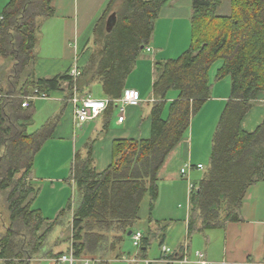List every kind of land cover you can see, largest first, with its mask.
<instances>
[{
  "label": "trees",
  "instance_id": "trees-1",
  "mask_svg": "<svg viewBox=\"0 0 264 264\" xmlns=\"http://www.w3.org/2000/svg\"><path fill=\"white\" fill-rule=\"evenodd\" d=\"M170 1L110 0L94 27L89 61L76 80L70 72L49 79L32 72L40 24L55 14L53 0H10L0 13V260L32 264L70 251L78 260L98 264L122 260L127 239L145 230L144 225L136 228L145 201L149 217L140 224L154 222L159 170L212 98L210 71L217 62L222 66L215 83L229 78L232 89L213 137L209 168L189 191L188 236L242 222L248 191L264 182V122L252 133L242 127L264 93V0H230L228 16L218 15L224 0H192L190 47L176 59L155 64L150 138L115 141L113 161L103 172L94 167L88 146L86 155H75L74 194L56 219L48 221L33 206L38 195L32 181L35 160L53 138L60 117L30 132L36 108L34 103L24 108L25 99L64 90L68 101L75 87L84 96L97 84L105 98H122L129 76L152 42L160 12ZM113 13L116 20L107 31ZM156 223L158 230L147 227L142 232L139 258L147 257L152 241L163 247L170 222ZM58 227L69 228V248L53 254L47 250L48 237Z\"/></svg>",
  "mask_w": 264,
  "mask_h": 264
},
{
  "label": "crops",
  "instance_id": "crops-1",
  "mask_svg": "<svg viewBox=\"0 0 264 264\" xmlns=\"http://www.w3.org/2000/svg\"><path fill=\"white\" fill-rule=\"evenodd\" d=\"M109 1L53 0L54 16L43 20L40 24L35 49L36 62L32 67L35 77L49 79L70 72L74 67L82 70L86 66L94 47V27ZM9 2L10 0H0V13ZM191 12L192 0H171L162 8L152 42L144 50L149 55L142 53L132 73L139 77L141 83L132 87L126 84V90H136L140 93L142 108L128 106L123 114L122 106L114 103L96 119L80 125L74 121L73 107L67 101V92L64 90L50 93L47 99L31 102L36 108L35 118H44L46 123L52 117H60L53 138L46 143L35 160L32 181L36 188L41 187L33 204L36 205V209L41 210L45 215L47 210L54 208L58 215L67 205L74 194L71 169L76 153L84 156L86 154L83 153L90 146L94 166L97 172H103L113 161L115 141L150 138L151 87L154 83L155 64L178 58L188 50L191 45ZM230 12L231 1L230 11L220 16H228ZM220 85L222 91L212 95L198 116V129L204 133L205 130L201 126H206L207 135L198 134L194 139L196 122L191 124L186 137L168 155L159 170L160 195L154 209V222L147 227L156 231L159 229L156 221L170 222L162 245L169 251L165 259L160 247L163 256L161 254L158 260H149L146 257V264H264V182L256 184L248 191L242 209V222L230 223L226 229L188 236L189 187L203 177L198 178L196 182L192 181V176L197 166L202 165L204 170V165L210 163L214 132L231 95L232 87L229 84L219 82L216 87ZM101 89L98 90L100 94ZM146 94L149 95V99H144ZM98 99L106 98L103 96ZM145 103L150 105L146 110L143 109ZM209 107L215 109L214 117L210 116V120H206L204 111L210 109ZM122 115L125 119L120 123L119 118ZM263 122L264 93H261L256 104L243 120L242 127L246 132L252 133ZM77 139L82 142L80 151L77 150ZM46 152L45 165H40L39 158ZM185 166L191 168L184 176L181 170ZM46 188L51 190L52 196L57 194V198H50L48 202L43 197ZM181 202L188 203L184 212L176 209V205ZM178 208L183 207L179 204ZM66 245L65 249V245L57 241L54 247L51 246L47 250L52 251L53 254L66 252L69 248V245ZM171 257L177 259L170 261ZM44 259L50 264H57L51 256ZM134 262L138 260L124 257L122 260H113L112 264Z\"/></svg>",
  "mask_w": 264,
  "mask_h": 264
},
{
  "label": "rangeland",
  "instance_id": "rangeland-1",
  "mask_svg": "<svg viewBox=\"0 0 264 264\" xmlns=\"http://www.w3.org/2000/svg\"><path fill=\"white\" fill-rule=\"evenodd\" d=\"M227 11H230V0H224L223 1V6L218 10V15H226ZM143 55L148 56L149 53H147L146 51H143ZM221 66H222V62H217L216 64L213 65V67H212V69L210 71L211 83H213V87H214V91L212 93L213 96L214 95H217L219 92L222 91V85H220L221 87L220 86L219 87H216L217 82L215 83V76L217 74L218 69ZM132 73H131V75L128 78L127 84L129 85V87L139 86V83H141V82H139V77H137L136 75H132ZM221 82H224L226 84H229V86L232 87V83H231V80L229 78H227V79H225V80H223ZM99 87H100V85H98V84L93 87L92 94H93V96L95 98H101V97L104 96L101 87L100 88ZM99 89H101V94L98 91ZM151 89H152V87H151ZM171 96L175 98L176 94L173 93ZM150 97H151V95H150ZM144 99H149V95L146 94V96L144 97ZM149 107H150V105L148 103H145L143 105V109H145V110L148 109ZM140 108H142V105L139 106V109ZM209 108L210 109H206V111H204V119H206V120H210V116H213L214 117L215 109L213 107H209ZM116 111H117L116 113H118V110L117 109H116ZM201 113H202V110L192 120V124L194 122H196V125L194 127V139H196L198 137V134H202V135L204 134L206 136L207 135V132H208V129H207L206 126H201L205 130L204 133L201 131V129H198V116ZM166 115H167V112H166ZM44 123H45V119L44 118L43 119L42 118H35L34 119V124L30 127V132H34V131L38 130L39 127L41 125H43ZM215 131H216V129H215ZM76 143H77V150L80 151L81 150V146H82V142L77 139L76 140ZM89 145H91V144H89ZM88 151L89 150L87 149L86 152H84L83 154H87ZM46 155H47V152L44 153L43 155H41V157L39 158L38 163L40 165H45ZM208 165H209V162H207V164L204 165V170H201L200 171V170H197L196 169L194 171V173H193V176H192L193 179H192V181H196L197 182L198 178H200V177H202L204 175V173H205ZM94 167H96V166H94ZM187 171H189V169H187ZM46 175H48V174H46ZM37 189L40 192L41 187L38 186ZM50 191L51 190L49 188H46V190L43 193V197L48 202H50V198H53V199H56L57 198V194L55 196H52V194H50ZM179 204H181V206L183 208H180L179 209L178 208V205ZM179 204L176 205V209L178 211H180V212H184L186 210V206L188 205V203L187 202H181ZM34 207L36 208V205ZM64 208H65V206H64ZM142 208L143 209H142V212H141V219H140L141 221H143L145 219L147 220L148 217H149L148 201H145V203H144V205H143ZM153 216H155L154 213H153ZM44 217L47 218L48 221H54L56 219V217H57V214L55 213L54 208H50L49 210H47V212L44 215ZM141 221H140V223H141ZM140 223L138 224V226L136 228L144 225V229L146 230L147 225L146 224H140ZM68 229L69 228H67V227H64V228H59V227L58 228H55L54 231L48 237V239H49V246H48V248L51 247V246L54 247L55 244H56V242H57V240H59V239H61V237H63L62 240L64 241V243H62L61 245H65L64 248L66 249V247H67L66 244L67 243H65V242L67 240V237L70 236V231ZM195 236H197V235H195ZM123 251L125 252V254H126L125 257L127 259H131V260H137L138 259V262H134L133 264H146L145 263V259L146 258H139L138 257V255H139L138 249L133 245V241H132L131 237H129V239H127V242H126V244L124 246ZM161 254H162V251H161L160 246H159V241L158 240L152 241V243H151V245L148 248L147 253H146L147 259H149V260H158V259H160ZM162 256H163V254H162ZM40 258H42V255L40 256ZM0 264H15V263L5 262V261L0 260ZM32 264H50V262H48L45 259H39V260L34 261ZM114 264H116V263H114ZM117 264H128V263H117ZM154 264H158V263H154Z\"/></svg>",
  "mask_w": 264,
  "mask_h": 264
},
{
  "label": "built area",
  "instance_id": "built-area-1",
  "mask_svg": "<svg viewBox=\"0 0 264 264\" xmlns=\"http://www.w3.org/2000/svg\"><path fill=\"white\" fill-rule=\"evenodd\" d=\"M148 51L150 49L148 48ZM71 77L76 80L79 78L81 75V70L78 67H74L70 71ZM67 85V84H66ZM48 95L47 94H40V95H33L30 97H27L23 103V107L27 108L32 101H35L37 99H47ZM68 102L72 105L73 107V118L74 121L77 124H85L86 122L92 121L99 117L109 106L110 104H119L121 107V112L124 114L125 109L128 106L132 107H138L141 105V96L140 93L136 90H126L124 92V95L122 98L118 100H111V99H98L95 98L92 94H87L84 96H81L78 94L76 87L74 89V93L71 98H69ZM124 115H122L119 118V122L123 123L124 122ZM190 166H185L182 170L181 173L182 175H186L187 169H190ZM198 170H202L203 166L199 165L197 166ZM190 192H192L195 187L193 184H190ZM142 239H143V234L140 231H137L133 233L132 235V241L133 245L136 248H140L142 244ZM162 251L164 254V258H167L168 254V248L163 246ZM201 257L203 256L202 254H199ZM57 264H98L97 260H91V259H83V260H78L74 257L73 253L70 252L68 254H65L61 256L60 258H57L54 260ZM171 261V260H170Z\"/></svg>",
  "mask_w": 264,
  "mask_h": 264
},
{
  "label": "water",
  "instance_id": "water-1",
  "mask_svg": "<svg viewBox=\"0 0 264 264\" xmlns=\"http://www.w3.org/2000/svg\"><path fill=\"white\" fill-rule=\"evenodd\" d=\"M115 20H116V14L113 13V14H111V15L109 16V18H108V20H107V23H106V29H107V31H111V29H112V27H113V25H114ZM132 233H133L132 231L129 232L128 236H131Z\"/></svg>",
  "mask_w": 264,
  "mask_h": 264
}]
</instances>
